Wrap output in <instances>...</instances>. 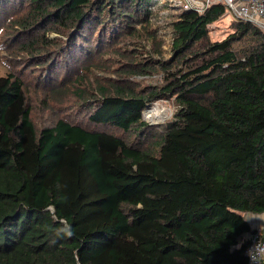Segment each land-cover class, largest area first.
<instances>
[{
    "label": "trees",
    "instance_id": "1",
    "mask_svg": "<svg viewBox=\"0 0 264 264\" xmlns=\"http://www.w3.org/2000/svg\"><path fill=\"white\" fill-rule=\"evenodd\" d=\"M18 2L29 52L63 46L78 64L103 44L75 81L101 74L73 82V94L95 97L92 123L141 139L63 117L39 127L24 81L0 73V264H247L246 213H264V29L235 20L212 40L222 4L159 19L169 5L157 0ZM154 73L160 82L133 78ZM159 99L177 109L156 127L143 111Z\"/></svg>",
    "mask_w": 264,
    "mask_h": 264
},
{
    "label": "rangeland",
    "instance_id": "2",
    "mask_svg": "<svg viewBox=\"0 0 264 264\" xmlns=\"http://www.w3.org/2000/svg\"><path fill=\"white\" fill-rule=\"evenodd\" d=\"M26 10L19 2L17 3V0H14L12 3L6 5V9L3 8L0 11V73L6 75L9 72H14L24 81L27 97L33 108V118L39 127L52 122L57 117H63L84 127L112 132L122 136L131 143H138L141 137H138L135 131L125 132L113 125L94 124L89 120L91 102L88 101L95 100L93 94L90 97L85 96L82 99L73 94V88L76 87L77 82L83 86H89V82H93L95 76L101 74L100 69H95L93 72L89 71L90 79L88 82L75 81L78 68L81 66L82 69H85L84 65L91 63L90 57L92 62L95 57L97 60L102 59L98 53L103 44L98 45L95 38L91 46L94 52L91 51V56H86L87 60H82L78 64L75 63V59L71 63L69 62L70 57L68 53L63 54V46L56 48L51 46L50 52L47 50L29 52L25 47H22V44H27V32H20L16 28L18 27V20L26 14ZM169 12L173 11L163 8L157 13V17L162 19ZM234 22L235 20L227 13L219 20L211 23L209 25L211 39L216 41L225 38L234 30ZM161 23L164 24L163 22ZM162 24L158 38L163 43L164 56L168 58L171 55L170 44L172 33L167 26L164 27ZM48 36L60 39V43L66 39L63 34L55 32H50ZM142 44L140 47H145L147 50L152 47L151 42L146 40ZM143 54L146 56L148 52H140V55ZM104 55L106 58L109 56L105 50ZM52 63H54V68L51 69ZM112 69H114V66ZM133 78L145 85L153 84L160 82L161 73L134 75ZM73 82L76 83L74 84ZM56 89H61V92L54 94L53 91ZM148 109L151 110L148 111ZM176 109L177 104L173 99H159L143 111V116L148 123L159 127L173 117ZM248 220H250V217H248Z\"/></svg>",
    "mask_w": 264,
    "mask_h": 264
},
{
    "label": "built area",
    "instance_id": "3",
    "mask_svg": "<svg viewBox=\"0 0 264 264\" xmlns=\"http://www.w3.org/2000/svg\"><path fill=\"white\" fill-rule=\"evenodd\" d=\"M158 5L168 4L167 8L175 11L192 10L197 13H204L209 7L215 4H222L225 7V14H229L233 20L251 22L264 29V0H157ZM249 242L245 249L247 264H264V257L259 251L254 250V257L251 260L249 249L253 245L264 247V223L256 225L249 234Z\"/></svg>",
    "mask_w": 264,
    "mask_h": 264
},
{
    "label": "crops",
    "instance_id": "4",
    "mask_svg": "<svg viewBox=\"0 0 264 264\" xmlns=\"http://www.w3.org/2000/svg\"><path fill=\"white\" fill-rule=\"evenodd\" d=\"M246 217H250V223L252 224L253 227H255L256 225H259L260 223H264V213L261 214H253V213H246ZM248 233L246 235V237H249Z\"/></svg>",
    "mask_w": 264,
    "mask_h": 264
},
{
    "label": "clouds",
    "instance_id": "5",
    "mask_svg": "<svg viewBox=\"0 0 264 264\" xmlns=\"http://www.w3.org/2000/svg\"><path fill=\"white\" fill-rule=\"evenodd\" d=\"M61 231L64 232V234L68 235V236H71L72 235V232L67 230V229H62ZM254 250L256 251H259L261 256L264 257V247H261L259 245H253L252 248L249 249V256H250V259L252 260L253 257H254Z\"/></svg>",
    "mask_w": 264,
    "mask_h": 264
},
{
    "label": "bare ground",
    "instance_id": "6",
    "mask_svg": "<svg viewBox=\"0 0 264 264\" xmlns=\"http://www.w3.org/2000/svg\"><path fill=\"white\" fill-rule=\"evenodd\" d=\"M151 109H148V111H150Z\"/></svg>",
    "mask_w": 264,
    "mask_h": 264
}]
</instances>
